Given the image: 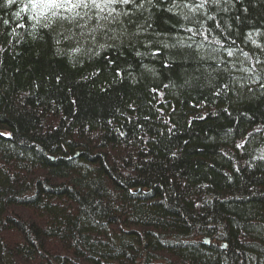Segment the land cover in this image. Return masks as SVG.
Masks as SVG:
<instances>
[{
    "label": "trees",
    "instance_id": "obj_1",
    "mask_svg": "<svg viewBox=\"0 0 264 264\" xmlns=\"http://www.w3.org/2000/svg\"><path fill=\"white\" fill-rule=\"evenodd\" d=\"M26 3L0 0V264H264V0L83 35Z\"/></svg>",
    "mask_w": 264,
    "mask_h": 264
},
{
    "label": "snow or ice",
    "instance_id": "obj_2",
    "mask_svg": "<svg viewBox=\"0 0 264 264\" xmlns=\"http://www.w3.org/2000/svg\"><path fill=\"white\" fill-rule=\"evenodd\" d=\"M15 2L16 0H5L7 5H14ZM158 2L159 0H27L23 10L31 11L32 18L41 27H52L54 25L64 27L68 25L69 30H71V27H75L80 29L81 35H83V30L89 29L90 26V31H95L97 28H107L108 25L113 23H124L125 20L121 18H125L127 23H135L132 18L136 16L137 12L143 15L145 5L157 7ZM230 2L231 0H179V2L178 0H171V7L167 10L189 8L190 11L200 12L202 10L207 11L212 6L220 10L221 3L228 4ZM125 6L127 7L125 8ZM184 19L194 25L186 28L185 31L192 33V36H196L203 35L200 29L204 27V22L214 21L216 18L206 15L197 19L185 15ZM148 27H151V25L149 24ZM216 27L220 28V23H217ZM209 30L205 29V32ZM192 36H189V40L192 39ZM249 36H251V33H249ZM204 38L207 40L206 35ZM217 51V49H212V52ZM137 54L139 55V53ZM228 55L232 56L233 52L228 51ZM244 55L247 56V53H244ZM261 87H264V84Z\"/></svg>",
    "mask_w": 264,
    "mask_h": 264
},
{
    "label": "water",
    "instance_id": "obj_3",
    "mask_svg": "<svg viewBox=\"0 0 264 264\" xmlns=\"http://www.w3.org/2000/svg\"><path fill=\"white\" fill-rule=\"evenodd\" d=\"M1 133V132H0ZM210 241V238L206 237L205 242L208 243Z\"/></svg>",
    "mask_w": 264,
    "mask_h": 264
}]
</instances>
